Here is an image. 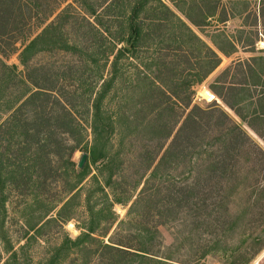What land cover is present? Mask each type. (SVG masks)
Segmentation results:
<instances>
[{
	"label": "trees",
	"instance_id": "1",
	"mask_svg": "<svg viewBox=\"0 0 264 264\" xmlns=\"http://www.w3.org/2000/svg\"><path fill=\"white\" fill-rule=\"evenodd\" d=\"M171 1L0 0V40L11 46L7 51L0 45V53L18 54L24 68L0 58L6 115L0 121V239L9 254L6 264H207L209 257L249 264L264 248L257 231L239 243L229 239L264 199V150L244 126L264 138V93L258 109L235 81L242 74L244 83L264 86V56L251 51L209 85L244 125L217 100L196 103V87L239 44L220 29L210 44L193 28L227 22L221 0ZM232 2L248 8V0ZM257 16L264 23V0ZM55 52L71 60L59 67L34 63L36 56ZM241 107L249 108L252 121ZM128 143L135 151L130 160ZM77 151L88 154L83 168L74 160ZM60 177L68 197L57 217L73 219L82 205L81 232L65 235L39 261L28 259L21 252L25 245L15 249L8 235L7 190L38 202L50 180ZM241 188L258 196L232 213L230 203ZM116 205L127 207L124 217ZM56 207L30 229L38 233L56 220L46 219ZM161 226L172 228L171 245Z\"/></svg>",
	"mask_w": 264,
	"mask_h": 264
},
{
	"label": "rangeland",
	"instance_id": "2",
	"mask_svg": "<svg viewBox=\"0 0 264 264\" xmlns=\"http://www.w3.org/2000/svg\"><path fill=\"white\" fill-rule=\"evenodd\" d=\"M168 3L172 4L171 0H166ZM221 8H227L228 13L230 14L229 19L227 22L223 23L216 19L212 22L211 25L203 28L194 27V30L204 38L208 43L211 44L210 36L215 35L216 31L220 29L222 32L226 33L232 39L238 42V52L232 55L231 57H222V62L220 66L204 81L202 84H199L196 87V97L195 102L201 105H208L213 103L215 100L221 104V106L229 113L230 117L237 121L238 123H242L244 125V121L235 113L233 109L228 107L224 104L219 98L215 96L214 99L209 100L208 96L204 94L206 90L210 91L214 94L209 85L213 81V79L227 66L237 62L239 60L245 61L249 59L252 55L251 51L255 50L257 55L264 56V23L260 22L258 15L259 3L260 0H248V8L245 10L244 3H233L232 1L238 0H221ZM241 1V0H239ZM257 14V15H256ZM7 39L0 40V45L4 47L7 51L11 48L9 46ZM23 44L21 41L17 43L18 49L21 48ZM0 58L3 59L8 64H16L19 67V71H24V68L19 63L18 54H13L11 52L8 56H3L0 53ZM71 55L62 53V52H55V53H43L34 58V63L47 65V63H56L57 66H66L67 63L71 60ZM236 70L231 72V76L233 74H237ZM231 76H229L228 81H231ZM235 81L242 82L238 86L244 89V94L246 96L253 95V99L257 101V108L260 109V104L258 99L264 93V86L260 84H248L244 83L243 75L238 74ZM264 81V79H263ZM262 81V82H263ZM20 88L18 91H20ZM5 105H0V121L6 117L4 111ZM242 113L246 116L247 121H252L249 117V108L248 107H241ZM85 121L83 116L82 118ZM253 123H256L254 121ZM258 123V122H257ZM259 124V123H258ZM246 130L251 134L254 140L257 141L259 146L264 150V138L255 134L247 125H244ZM141 141V140H139ZM134 147H131L128 143L125 146V153L128 160L133 158L135 155V151L133 150ZM83 151H77L74 155V160L79 164ZM245 155L242 158V162L245 161ZM88 161V158L86 162ZM134 162V161H133ZM128 172L134 171V167L131 166ZM62 163V162H60ZM58 165L59 162L57 163ZM79 168V167H78ZM59 172H63L59 170ZM259 177L263 179L264 177V170L260 172ZM262 183V182H261ZM49 186L46 188L45 194L41 199L36 202L33 201V195H28L21 190H17L14 188H8V198H7V217H6V227L8 231V235L10 240L12 241L15 249H20L23 245L25 248L23 249L22 255L28 257V259L32 258L34 261H39L45 255H47L48 250L61 243L63 237L69 234L71 237H76L80 234L81 229V220L85 216L84 207L82 205L76 207V212L73 219L68 221H62L57 217V213L62 206L64 199H67L68 193L66 189L65 180L60 177L57 181H52L48 183ZM87 185V181L84 184ZM255 190V189H254ZM43 191V190H42ZM74 193V192H73ZM72 193V194H73ZM258 192H253L251 188H241L240 192L233 202L230 203V208L232 209V213L239 211L240 213L243 211L244 208L248 205L249 202L256 201V197ZM252 196V199H249ZM81 197L78 198L76 201H81ZM52 205H57V207L50 213V215L46 218H57L53 221L46 222L42 229L37 233L36 230H31L30 225H34L39 223V217L41 213H44L48 209L51 208ZM116 213L119 214L120 217H124L127 212V207L123 205H116L115 206ZM253 216L247 215L245 219H242L235 231L231 234L229 238L233 243H239L245 238L249 233L256 232L262 233L264 238V199H262L258 204H256L255 209L253 210ZM263 213V214H262ZM250 219H253V223L249 224ZM160 230L164 236V242L166 245H171L174 241L172 236V228L168 226H161ZM35 236V238L29 239L30 237ZM29 239V240H28ZM251 246V245H250ZM249 246V247H250ZM245 247V246H244ZM248 247V246H247ZM196 249L194 246L190 247L189 249ZM253 248V247H250ZM189 251V250H188ZM185 252V253H188ZM192 251V250H191ZM9 257L8 252L5 250L2 240L0 239V264H6L7 259ZM186 257V256H185ZM257 258V257H256ZM253 259L249 264H256L257 259ZM174 264H182L179 262H175ZM207 264H225L222 262L221 259L218 257H209Z\"/></svg>",
	"mask_w": 264,
	"mask_h": 264
},
{
	"label": "crops",
	"instance_id": "3",
	"mask_svg": "<svg viewBox=\"0 0 264 264\" xmlns=\"http://www.w3.org/2000/svg\"><path fill=\"white\" fill-rule=\"evenodd\" d=\"M257 263L256 264H264V248L257 256Z\"/></svg>",
	"mask_w": 264,
	"mask_h": 264
},
{
	"label": "water",
	"instance_id": "4",
	"mask_svg": "<svg viewBox=\"0 0 264 264\" xmlns=\"http://www.w3.org/2000/svg\"><path fill=\"white\" fill-rule=\"evenodd\" d=\"M87 158H88V154L87 153H83L82 158H81V160H80V162L78 164L79 168H83L84 167Z\"/></svg>",
	"mask_w": 264,
	"mask_h": 264
},
{
	"label": "bare ground",
	"instance_id": "5",
	"mask_svg": "<svg viewBox=\"0 0 264 264\" xmlns=\"http://www.w3.org/2000/svg\"><path fill=\"white\" fill-rule=\"evenodd\" d=\"M204 94H205L206 96H208L209 100H212V99L215 98V95L212 94V93H211L210 91H208V90H206V91L204 92Z\"/></svg>",
	"mask_w": 264,
	"mask_h": 264
}]
</instances>
